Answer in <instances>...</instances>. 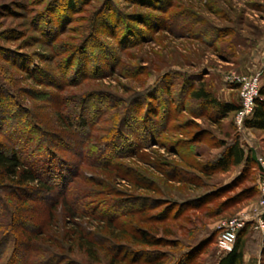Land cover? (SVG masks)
Listing matches in <instances>:
<instances>
[{
  "label": "rangeland",
  "instance_id": "obj_1",
  "mask_svg": "<svg viewBox=\"0 0 264 264\" xmlns=\"http://www.w3.org/2000/svg\"><path fill=\"white\" fill-rule=\"evenodd\" d=\"M50 1L0 0V49L6 52L0 55V61L9 68L16 81L8 89L6 72L0 74L3 101L7 89L16 92L20 104L27 106L24 110L29 111L30 107L33 115L44 120L41 123L46 122L44 132H50L51 127L56 125L54 107L39 99L44 94L52 96L56 86L69 83L65 95L68 94L74 104L72 118L80 113L76 109L77 98L81 101L90 94H99L116 98L120 104L131 100L134 105L126 117L133 116L134 109H137V120L146 124L144 131L146 128L151 130L147 121L150 124L160 121L156 130L161 129L165 124L162 109L168 106L170 116L167 127L175 126L176 130L175 133L171 130L163 134L159 139L135 141L131 146L135 151L114 162L127 168L126 172L118 174L115 181H109L122 194L87 195L81 189H88V184L78 179L68 189L67 200H75L81 209L96 211L109 208L100 206V197L127 202V205L137 203V209L145 212L120 213L115 217L116 225L148 230L163 242L164 247L149 251L171 257L164 260V264H172L180 255L197 246L203 250L194 257V264H216L223 255L216 246L221 223L247 215L250 222L242 238L244 256L248 264H264V228L255 227L257 215L261 214L260 207L258 210L261 193L258 191L260 170L257 161H264V132L245 126L238 130L234 126L233 114L220 120L210 108L189 99L184 87L189 84L196 87V82L201 81L217 101L236 106H240V98L239 86L233 81L234 78L260 73L259 90L264 89V0H78L77 9L69 13V21L56 36V49L43 41L40 33L44 28L34 21L50 7ZM91 21H96L94 27L89 25ZM88 39L97 40L106 54L100 56L95 52L91 55L86 50L88 59L83 64L86 70L81 73L76 62L79 55H75L84 49ZM16 54L19 62L13 60ZM19 55L31 56L32 60L24 61ZM115 60H118V65ZM94 61L99 63V69H94ZM26 65H30V71L38 67L47 72L49 82L37 81L35 78L40 72L30 73L25 69ZM257 99L264 101L259 95ZM157 100L163 101L162 104ZM123 104L119 110H113L112 116L106 114V123L97 126L99 132L96 134L101 136L98 151L105 157L111 152L104 145L116 135L120 123L116 110L121 114L122 109L126 108ZM209 118L214 123L218 121V124L211 125ZM15 119L10 129L21 126L28 129L19 118ZM8 124L3 121L0 127L2 134L8 132ZM202 132L206 134L200 142L197 137ZM29 137L39 141L34 133H30ZM46 139L52 141L51 138ZM5 141L0 137V144L10 145L9 141ZM234 141L247 155L252 154L254 162L233 167L226 173L215 166H208L211 168H205L208 176L200 181L199 189L194 188L191 180L197 174L187 164L193 161L203 166L211 164L224 149L216 145L220 142L228 145ZM64 143L67 144V140ZM189 144L196 147V153L184 158L187 152L185 147ZM36 145L30 143L26 147L32 150L29 163L38 164L43 154V149ZM48 145L46 148L52 151V145ZM60 151L65 152V148ZM87 162L91 164L95 159L87 158ZM90 167L83 166L86 171L83 178L95 182L104 180L100 173L90 170L93 168ZM130 173L154 183L157 193L134 189L129 183L132 182L128 176ZM148 200L150 204L144 203ZM8 202L13 206L14 215L20 217L14 203L9 199ZM155 203L160 205L155 207ZM186 207L192 208L184 210ZM59 214H56L55 224L45 227V231L57 237L61 236L65 226L63 216ZM163 215L169 217L165 220ZM96 225L94 221L84 220L82 226L96 238L98 246L110 250L111 254L118 247L124 248L123 243L101 242L105 236ZM4 230H10V225ZM61 242L67 249L66 242ZM47 246L54 253L56 249L49 243ZM111 247L114 248L111 250ZM140 249L135 248V251ZM75 253L71 254L74 260L86 263V259L84 261L82 256ZM118 259L120 264L142 263V259L126 255L124 251L118 253Z\"/></svg>",
  "mask_w": 264,
  "mask_h": 264
},
{
  "label": "trees",
  "instance_id": "obj_2",
  "mask_svg": "<svg viewBox=\"0 0 264 264\" xmlns=\"http://www.w3.org/2000/svg\"><path fill=\"white\" fill-rule=\"evenodd\" d=\"M44 1L46 2L47 0ZM78 2V0H51L50 7L43 11V15L39 14L35 17L34 21L39 22L44 28L40 34L43 36V41L50 48L56 49V36L69 21V13L77 9ZM95 23L96 21H91L89 25L94 27ZM83 48L75 55V57L79 55L78 58L76 57V62L79 63L78 66L82 70L81 73L86 70L83 64L87 63L88 50L91 55L95 52L100 56L106 54L97 40H89L88 44ZM5 53L3 49H0V55H5ZM21 57L24 58V61L32 60L31 56ZM13 60H18L17 62H19L18 54ZM93 63H96L93 65L94 69H99V63L97 64L95 61ZM115 64L118 65V60H115ZM25 69L30 71V65H26ZM64 71L65 68L63 69ZM2 72H6L10 86L8 89H11L14 82H16L15 78L9 73V68L0 61V74ZM38 72H40L39 78H34L37 81L48 83L47 76L49 74L47 72L38 67L30 71V73L34 74H38ZM196 83V87L191 84L184 86L187 89L189 99L197 102L202 107L204 106V108H210L218 115L220 120L225 119L230 114L235 115L238 111L239 106L230 103H220L207 91L203 82L197 81ZM66 86H69V83ZM66 86L60 84L56 86L55 94L52 96L44 94L39 99L43 102H49L54 107L56 125L51 127L50 132H44L43 127L46 122L41 123L44 120L33 115L30 107H28L29 111L24 110L27 106L24 104L25 107H23V103L20 104L16 92L8 91L7 89L5 91V101H3L4 95L0 94V127L3 125V121L9 123L8 132L6 134L0 132V137L10 143V145L0 144V264H120L118 259L120 251H124L126 255L136 256L137 259H142L141 264H164L163 261L171 257L166 254L164 256L158 251L153 253L149 251L150 249L164 247L163 242L150 234L148 230L140 228L128 229L116 225L115 217L121 215L120 213L129 215L128 213L143 214L145 212L143 209H137V203L127 205V202L120 203L100 197L98 201L101 204L100 206H105V208L108 206V209L98 211L81 209V206L75 200H67V191L73 182L82 179L88 184V189H81V191L87 195L92 196L95 193L98 195L104 194V196L122 194L109 181H115L116 177H119L118 174L123 171L126 172L127 168L114 162L133 153L135 150L131 146L137 141L152 140V138L159 139L163 134H167L171 130L175 133V126L167 127V119L170 116L168 106H165V110L162 109L165 124L161 126L158 132L156 127H158L157 125H159L158 122L160 121H155L153 124L147 121V124L151 126V130L149 131L146 128L144 131L146 124L137 120L139 112L137 109H134L133 116L126 117L134 105L131 100L128 103L126 101L123 102L125 104L122 103L126 108L122 109L123 112L120 114V111L118 112L119 107H122V104L119 103L120 100L106 98L99 94H90L84 100L81 99V101L77 98L76 109H79L80 113L72 118L71 112L75 108H73L74 104L70 96H67L68 94L65 95ZM2 87L1 85L0 92H2ZM259 96L264 98V89L259 90ZM160 102L162 104L163 101L157 100V103L160 104ZM115 109H118L116 112L119 114L120 123H118L116 135L114 134L112 140L110 139L111 141L109 140L110 142L108 141L104 145L107 151L111 152L105 157L104 154L98 151V142L101 136L96 134L99 132L97 126L100 123H106V114H111ZM114 115L115 113H113ZM194 116L196 117V115ZM15 118H19L24 126H28V129H24L23 126L10 129L11 125L14 126ZM208 120L213 126L218 124V121L214 123L212 118ZM27 121H30V123H27ZM31 121L33 122L32 124ZM245 127L264 132L263 100L256 99L253 115L251 119L245 122ZM122 129H124L123 134H121ZM30 133H34L39 141L30 138ZM204 134L206 133L202 132L197 137L199 141L201 140L200 142L204 139L202 137ZM186 137L190 138V136ZM46 138H51L52 141ZM66 140L67 144L64 143ZM30 143L37 144L36 146L39 149H43V154L38 164L29 163L28 161L32 150H28L26 147ZM57 144L61 146L57 147ZM47 145L51 147L52 151L46 148ZM63 147L66 153H61L60 150ZM216 147H224V149L213 160V163L203 166L201 163L193 161L187 164V167L197 174V177H192L191 180L194 183H191L194 188L199 189L201 187L200 181H203V178L208 176L205 168L211 169L208 166H215L222 173H226L233 167L254 162L252 154L247 155L237 141L228 145L220 142ZM185 148L187 152L183 155L184 158L192 157L196 153L194 150L196 147L192 144L187 145ZM87 158L95 159V162L89 164L90 162H87ZM84 165L93 167H90V170L100 173L104 180L95 182L93 179L83 178V173L86 172L83 170ZM175 171L177 172L178 170L175 169ZM128 176L132 181L129 183L134 189L157 193L154 183L146 178L137 176L135 173H130ZM146 185H149L150 188ZM89 186L95 189L89 188ZM8 199L14 203L16 210L20 212V217L14 215L13 206L9 205ZM144 203L150 204L151 202L148 200ZM159 205V203H155V207ZM189 208L192 207H186L184 210ZM58 212L65 221L64 229L59 237L49 234L48 230L45 231V227L55 224V217ZM163 216H165V220L169 217V215ZM84 220L94 221L99 231L104 233L106 239L102 238L101 242L106 240L108 241L106 244L109 242L123 243L125 244L124 248L118 247V250L111 254L110 250L98 246L96 238L82 226ZM6 223H8V226L10 225V230H4L7 226ZM248 228L246 225L238 233L232 251L223 253L216 264H244V240L242 238ZM61 241L66 242L68 245L67 249L64 248ZM47 243L56 249L54 253L47 246ZM113 248L111 247V250ZM135 248L141 249L135 251ZM202 250L200 246L193 247L190 251L180 255L172 264H194V257L200 254ZM74 251H76L75 254H78L77 256H82L84 261L86 259V263L74 260L71 256Z\"/></svg>",
  "mask_w": 264,
  "mask_h": 264
},
{
  "label": "built area",
  "instance_id": "obj_3",
  "mask_svg": "<svg viewBox=\"0 0 264 264\" xmlns=\"http://www.w3.org/2000/svg\"><path fill=\"white\" fill-rule=\"evenodd\" d=\"M259 74L251 77H236L234 82L239 86L240 106L234 116V126L240 130L245 126V122L251 119L253 115L255 101L259 95ZM260 170L258 191L261 193V198L258 202L261 209V214L257 215L256 228H264V161L258 159ZM250 220L247 215L230 219L221 223L218 228V236L216 246L221 253H229L232 251L238 233L248 225Z\"/></svg>",
  "mask_w": 264,
  "mask_h": 264
},
{
  "label": "crops",
  "instance_id": "obj_4",
  "mask_svg": "<svg viewBox=\"0 0 264 264\" xmlns=\"http://www.w3.org/2000/svg\"><path fill=\"white\" fill-rule=\"evenodd\" d=\"M244 264H248V260L246 256H244Z\"/></svg>",
  "mask_w": 264,
  "mask_h": 264
}]
</instances>
